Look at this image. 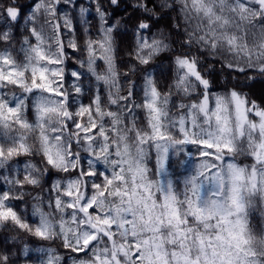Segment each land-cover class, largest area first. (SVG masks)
Wrapping results in <instances>:
<instances>
[{"label": "snow or ice", "instance_id": "6c2138e0", "mask_svg": "<svg viewBox=\"0 0 264 264\" xmlns=\"http://www.w3.org/2000/svg\"><path fill=\"white\" fill-rule=\"evenodd\" d=\"M61 3L72 0H35L25 17L24 6L11 0L0 16V43L12 45L21 19L28 33L21 42L23 60L8 48L0 51V169L22 156L39 157V164H23V178L19 168L4 178L19 194L0 191V225L11 223L40 241L60 240L79 257L73 264H264V105L240 90L264 79V0H137L131 7L141 18L127 53L135 62L126 71L120 21L109 23L97 2L100 37L92 39L85 29V59L76 61L97 82L88 104L79 99L83 73L72 70L65 87L71 58L65 48H81L74 38L67 45L60 38L62 26L75 31L66 13L61 24ZM173 12L170 29L152 31ZM165 53H174L175 78L161 91L151 66ZM225 70L224 90L213 92V74ZM133 76L143 81L141 103ZM186 145L195 146L200 159L181 187L168 173L169 152L179 158ZM151 149L155 173L148 166ZM239 156L252 163L239 162ZM50 170L64 178L51 181L47 200L33 197L31 215L38 223L29 224L12 201L23 199L26 186L43 191ZM44 251L40 264H60L54 249ZM10 259L0 252V264Z\"/></svg>", "mask_w": 264, "mask_h": 264}, {"label": "trees", "instance_id": "16d2710c", "mask_svg": "<svg viewBox=\"0 0 264 264\" xmlns=\"http://www.w3.org/2000/svg\"><path fill=\"white\" fill-rule=\"evenodd\" d=\"M35 0H17V6L23 5L24 16L26 17L29 13L31 6L34 4ZM97 2L103 7V9L109 14L110 20L109 23H113L116 21H120V31L117 33V38L120 41V59L123 61L121 64V70L126 71V66L129 63H134V59L127 55L128 52H131L134 48V35H133V26L137 22L140 17V13L134 11L131 7L132 4L136 3L137 0H120V4L118 6L110 5L108 0H72V3L65 4L61 3L57 6V15L61 17L62 24V16L63 14H67L73 23L75 31H71L69 29L64 28L63 26L59 30L60 38L63 40L64 44L67 45L70 40L73 38L80 46L81 51L75 52L72 49L65 48V51L71 57L65 65V87H69L72 83L73 78L69 75L72 70H78L83 73L82 83L85 85V93L83 96L79 97V99L88 104L90 102V97L92 94V90L97 87V82L94 77H92L87 71V66L81 68L76 61L80 59H85V53L83 51V45L87 38L85 34V29H88V36H91L92 39H99L100 37V26L101 21L99 19L98 14L96 13V4ZM11 3V0H0V16H2V9L4 6ZM83 7L86 9V12L81 15L80 8ZM176 13L173 12L170 16H165L164 19L160 20L159 23L152 29L153 32L156 31V28H164L170 29L171 25V17H175ZM131 17V18H129ZM44 22V17H40V23ZM17 23V27L13 29V43L11 46L0 43V51H3L5 48H8L12 55L17 60H23V53L21 52V42L22 37L27 35V31L25 30V25L23 19L19 20ZM146 35H151V33H145ZM32 43H36L33 38ZM178 54V53H175ZM174 53H165L158 57L154 63L152 64V69L156 72L158 83L161 87V91L167 90V85L172 82L175 78V70L172 65L171 57ZM208 63H215V61L209 60ZM97 71L103 72L104 63L102 60H98ZM217 69H219V65L217 64ZM228 70H225L223 74H220L218 71L216 74H213L212 79L214 80V87L212 89L213 92H220L224 89L221 87L225 83L223 77L228 76ZM249 75H256L259 77V74L256 72H249ZM233 76H236V73H232ZM133 80L137 81L136 88V102H142V79L139 76H133ZM240 81H244L245 77L243 75L239 76ZM123 83V81H122ZM236 81H232V84H235ZM249 86L242 87V90L245 93L249 94L250 99H255L258 102H261L264 105V79H257L253 82H248ZM99 87L103 89V85L100 84ZM103 96V91H102ZM187 102V100H185ZM75 107V106H74ZM73 107V110H74ZM113 110H115L113 108ZM137 115L140 117V125L144 126V113L142 110H137ZM29 119H32V114L29 113ZM31 142V141H30ZM194 150L191 147L185 148V153L181 155L179 158L175 155V150L170 149L169 152V160L171 163V167L168 170L170 177L174 182H178V185L182 187V181L186 174L188 173V161L189 157L187 156V152ZM149 157V167L153 169V173H155V149L150 150ZM195 154V153H193ZM186 160L187 163L178 164L177 160ZM31 160L33 163L39 164V157H19L18 163H13L11 167H7L5 169H0V191H8L11 189L13 194L18 195L19 189L13 185L7 184L5 182V177H12L17 175L16 169L19 168L21 171L19 172L20 178H23V164ZM51 175L44 177V183L42 185L43 191L41 188H34L32 186H26L24 188V192L26 193L22 200H13L12 206L14 209L20 213V215L27 220L29 224L35 225L38 223V219L31 215L32 213V205L37 203V201L33 200V197L37 194H40L44 197L45 200L49 198L48 189L50 187L51 181L56 179L57 177L63 179V173H55L50 170ZM151 178L156 180L161 177L150 174ZM54 195V194H53ZM48 211V209H45ZM58 219V217H57ZM252 222L257 228V232H259V227L261 224V219L259 215V211L255 210L252 212ZM24 245H27V254L24 251ZM45 249H54L56 255L62 257L60 264H73V259H78L77 254L70 252V250L65 249L62 246L60 240L55 241H40L35 237L29 236L27 233H24L18 230L13 224L6 223L0 225V252H8L10 255V264H40L41 260L47 258Z\"/></svg>", "mask_w": 264, "mask_h": 264}, {"label": "rangeland", "instance_id": "374dc122", "mask_svg": "<svg viewBox=\"0 0 264 264\" xmlns=\"http://www.w3.org/2000/svg\"><path fill=\"white\" fill-rule=\"evenodd\" d=\"M250 119H258V118L254 117V116H251ZM188 146L191 147L194 150L192 153H195V154L192 157H189V161H188V173L186 174V176L190 174V172L193 170L194 165L196 163H198L199 162V159H200L199 156H198L196 147L193 146V145H186L185 148H187ZM237 159L241 163H245V164L252 163L251 158H248V157L239 156Z\"/></svg>", "mask_w": 264, "mask_h": 264}]
</instances>
